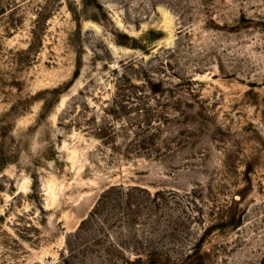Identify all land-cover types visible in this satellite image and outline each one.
Masks as SVG:
<instances>
[{"label":"rangeland","instance_id":"1","mask_svg":"<svg viewBox=\"0 0 264 264\" xmlns=\"http://www.w3.org/2000/svg\"><path fill=\"white\" fill-rule=\"evenodd\" d=\"M83 221L69 264H264V0H0V264Z\"/></svg>","mask_w":264,"mask_h":264},{"label":"trees","instance_id":"2","mask_svg":"<svg viewBox=\"0 0 264 264\" xmlns=\"http://www.w3.org/2000/svg\"><path fill=\"white\" fill-rule=\"evenodd\" d=\"M84 222L85 221H83L80 229L76 232V234H74L71 237V239L68 241L69 252H68V255L63 259L64 264H69L70 260L77 258V253H76V249H75L74 245H77L80 241L79 239H81V233L83 231V224H85ZM76 240L78 242H76ZM73 243H74V245H73ZM71 244H72V246H71ZM78 247H81V249H82V246H78ZM148 255L150 257L154 256L153 254H148ZM181 260H182V262H180V264H204L201 261L202 259L199 257V247L197 246V244L195 246L191 247L189 249V251L186 253V255L181 258ZM132 264H134V262Z\"/></svg>","mask_w":264,"mask_h":264}]
</instances>
